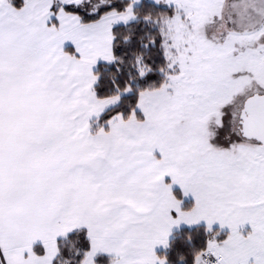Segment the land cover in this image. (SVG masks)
<instances>
[{"label": "snow or ice", "instance_id": "snow-or-ice-1", "mask_svg": "<svg viewBox=\"0 0 264 264\" xmlns=\"http://www.w3.org/2000/svg\"><path fill=\"white\" fill-rule=\"evenodd\" d=\"M0 264H264V0H0Z\"/></svg>", "mask_w": 264, "mask_h": 264}, {"label": "crops", "instance_id": "crops-1", "mask_svg": "<svg viewBox=\"0 0 264 264\" xmlns=\"http://www.w3.org/2000/svg\"><path fill=\"white\" fill-rule=\"evenodd\" d=\"M190 202V201H189Z\"/></svg>", "mask_w": 264, "mask_h": 264}]
</instances>
